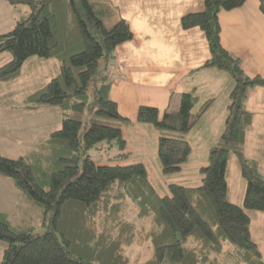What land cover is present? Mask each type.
<instances>
[{"label":"trees","instance_id":"1","mask_svg":"<svg viewBox=\"0 0 264 264\" xmlns=\"http://www.w3.org/2000/svg\"><path fill=\"white\" fill-rule=\"evenodd\" d=\"M6 1L12 6L27 5L30 13L0 34V53L11 54L0 66V82L17 78L31 57L60 63L58 76L26 97V109L47 104L75 113L87 109L114 122L128 120L110 98L109 76L104 68L103 75L99 70L100 60L105 62L118 45L133 39L125 20L107 27L92 0ZM245 1L203 0L201 11L180 19L182 28L196 27L205 35L210 55L203 67L225 71L235 81L221 134L226 145L211 148L208 163L199 167L201 183H169L168 193L159 195L142 163L97 164L87 154L102 141L123 150L126 140L119 127L109 124L110 120L83 126L80 119L65 117L60 129L43 142L46 157H41L40 164L57 167L48 189L34 178L32 153L16 159L0 157V174L12 178L17 188L42 207L41 224L46 227L42 234L16 230L0 215V241L5 243L0 264H138L130 263L124 253L137 240H149L152 247L151 257L140 264H264L251 235L248 213L264 212V176L237 149L252 121L251 113L242 107L246 90L264 86V78L245 75L239 59L221 46L219 37V12ZM260 8L264 13V0ZM194 106L195 96L184 92L174 114L164 112L160 117L151 106L137 110V122L161 132L157 155L165 175L179 172L191 152L183 135L194 124ZM231 153L239 157L240 174L246 182L241 205L227 196L226 166ZM126 198L133 201L138 217L148 219L147 229L127 220L122 211ZM78 244L85 246L79 248L85 250L87 259L73 253L72 246Z\"/></svg>","mask_w":264,"mask_h":264},{"label":"crops","instance_id":"2","mask_svg":"<svg viewBox=\"0 0 264 264\" xmlns=\"http://www.w3.org/2000/svg\"><path fill=\"white\" fill-rule=\"evenodd\" d=\"M92 1L103 14L107 27L123 19L133 32V39L118 45L103 64V71L111 82L110 98L117 103L119 113L128 119L118 123L122 132L140 128L142 135L148 130L157 145L161 132L153 125L137 122L138 108L155 107L160 117L164 112L174 114L179 108L180 95L190 92L195 96L192 112L194 123L199 122V149L209 155L210 149L221 142L229 94L235 81L225 71L203 67L210 55L204 33L196 27L181 26V17L201 11L203 0ZM4 3L9 22L15 17L12 12L21 7L12 6L6 0ZM218 19L221 46L239 59L245 75L264 78V13L260 0H246L240 7L221 10ZM3 26L0 25V32ZM242 107L252 115L242 145L243 155L247 159L257 158L259 172L264 176V86H249ZM49 135L42 128L40 142L43 144ZM11 153L13 159L20 157L15 151H4L5 156ZM5 180L10 181V177L0 174V183ZM228 194L229 186L227 196L235 202L232 194L230 197ZM15 211L12 212L15 214ZM260 214L257 216L264 218V213ZM0 215L9 219L2 211ZM251 235L264 258L252 230Z\"/></svg>","mask_w":264,"mask_h":264},{"label":"rangeland","instance_id":"3","mask_svg":"<svg viewBox=\"0 0 264 264\" xmlns=\"http://www.w3.org/2000/svg\"><path fill=\"white\" fill-rule=\"evenodd\" d=\"M20 7V10L12 12L13 15H15V20L12 19L8 22V8H6L4 0H0V25H4L1 28L0 34L12 30L17 20H21L28 16L30 8L27 5H21ZM10 59V53L3 52L0 54V66L4 65ZM103 64L104 61L100 60V75L104 74V72H102ZM59 73L60 63L58 60L31 57L22 65L20 75L17 78L8 82H0V157L13 159V153L10 154L11 157L5 156L4 151H15L19 156H25L26 152L32 153L34 158H36L30 159V163L33 167V175L36 182L44 187V189H48V180L50 179L51 173L56 170L57 167L40 164L43 161L41 157H46L43 156L46 154L43 151L44 148H42L43 144L40 142V131L42 128L49 134L56 132L60 129L61 120L65 117L78 118L83 122V126L93 121L106 123V121L110 120L108 122L109 124L119 127L120 129L122 128L118 124L119 122L98 117L95 113L87 109L82 113H75L72 109L64 110L61 109V107L47 104H34V110H29V108L26 109L25 104H23L26 97L42 89L50 79L58 76ZM89 95L92 97L91 88L89 89ZM147 125L153 127L151 124ZM138 130L140 131L141 129L138 128ZM139 131L128 128L122 132L126 140L123 150L119 149L117 144L108 146L106 141H102L97 143L94 148L87 150V154H89L97 164L128 165L142 163L146 168L151 184L159 195L168 193L169 183H177L185 186H198L201 183L199 163L202 161V164L206 165L209 155L208 153L204 154L203 151L199 149V122L192 125L190 130L184 134L187 138L184 139L189 142L191 147V152L187 161L182 165L179 172L167 175L161 172V164L157 155V145L153 142L151 133L145 130V133L141 135ZM225 142L226 140H221V145H219L225 146ZM242 145L237 149L241 150L243 154ZM35 154L39 155V157L35 156ZM119 154H127V156L123 157ZM256 160L257 158H255V160L247 159V162L256 164L258 171H260ZM226 168L229 186L228 195L230 197L232 194L235 200L233 203L241 204L246 182L240 174V160L235 153L229 155ZM43 179L47 181L43 182ZM10 181L5 180L0 183V211L9 216V219L6 220L12 228L16 230L32 229L34 234L44 233L46 227L41 224L42 207L32 202L22 190L17 188L13 183V179L10 178ZM123 205L124 209L122 211L127 220L147 229L150 223L148 219L140 218L136 215L133 201L130 198H126ZM14 210H16L15 214L12 212ZM248 213L251 218L252 233L257 237L259 246L264 251V218H259L257 216L261 215L259 211H249ZM50 215L51 213L48 214V216ZM4 246L5 243L0 241V259ZM79 247L85 246L80 244L72 246L73 253L87 259L85 250ZM124 253L128 257L130 263L140 264L151 257V243L149 240L142 242L137 240L134 244L124 248Z\"/></svg>","mask_w":264,"mask_h":264}]
</instances>
